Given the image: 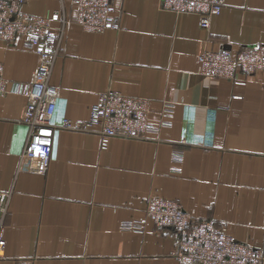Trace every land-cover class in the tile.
Here are the masks:
<instances>
[{
  "label": "crops",
  "instance_id": "obj_1",
  "mask_svg": "<svg viewBox=\"0 0 264 264\" xmlns=\"http://www.w3.org/2000/svg\"><path fill=\"white\" fill-rule=\"evenodd\" d=\"M74 0H25L27 14L64 11L67 25L49 84L58 90L51 159L43 175L19 171L29 138L27 99L0 96V264H184L177 237L147 218L150 197L178 201L196 219H212L235 240L264 245V73L210 80L199 71L206 49L264 42V0H224L209 29L195 14L161 9L158 0H112L121 28L86 31ZM57 29L61 23H53ZM38 63L22 41L0 40L11 83H29ZM109 90L150 101L158 125L165 101L172 126L159 141L110 138L60 128L87 121ZM184 152L180 172L174 151ZM142 221L141 232L122 224Z\"/></svg>",
  "mask_w": 264,
  "mask_h": 264
},
{
  "label": "built area",
  "instance_id": "obj_2",
  "mask_svg": "<svg viewBox=\"0 0 264 264\" xmlns=\"http://www.w3.org/2000/svg\"><path fill=\"white\" fill-rule=\"evenodd\" d=\"M25 0H0V40L14 43L21 40L23 47L38 56V63L29 83H11L5 78L0 64V96L20 93L27 99L23 121L29 126V138L20 158L19 171L43 175L51 159L52 119L56 109L57 88L49 84V77L58 56L62 36L67 25L64 11L49 17L22 12ZM163 10L175 14H195L199 26L209 29L211 19L224 8V0H158ZM77 22L86 31L102 33L121 28L118 12L112 0H74ZM61 23L59 29L53 23ZM199 71L210 80L230 79L236 84V72L247 75L264 73V42L246 45L236 53L229 48L206 49L197 58ZM175 104L165 101L161 121H149L150 101L109 90L101 93L91 109L87 121L64 119L60 128L94 133L103 142L110 138L139 141H159L162 128L172 126ZM172 162L176 172L181 171L184 152L174 151ZM5 213L6 207H0ZM147 218L157 227L170 228L177 237L176 255L184 264H264V245L252 247L235 240L212 219H196L175 200L150 197ZM142 221L122 224L124 231L141 232ZM4 225L0 223V258L5 249Z\"/></svg>",
  "mask_w": 264,
  "mask_h": 264
}]
</instances>
